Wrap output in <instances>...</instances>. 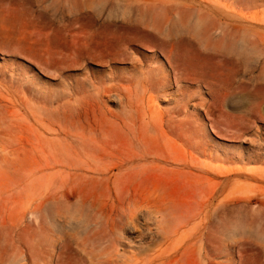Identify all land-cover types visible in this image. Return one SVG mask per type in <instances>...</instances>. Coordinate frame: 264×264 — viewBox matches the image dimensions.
Segmentation results:
<instances>
[{"label": "rangeland", "instance_id": "1", "mask_svg": "<svg viewBox=\"0 0 264 264\" xmlns=\"http://www.w3.org/2000/svg\"><path fill=\"white\" fill-rule=\"evenodd\" d=\"M0 264H264V0H0Z\"/></svg>", "mask_w": 264, "mask_h": 264}]
</instances>
